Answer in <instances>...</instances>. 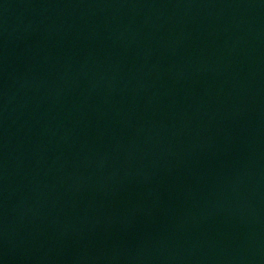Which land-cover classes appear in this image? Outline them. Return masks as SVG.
I'll return each mask as SVG.
<instances>
[{
  "label": "water",
  "instance_id": "water-1",
  "mask_svg": "<svg viewBox=\"0 0 264 264\" xmlns=\"http://www.w3.org/2000/svg\"><path fill=\"white\" fill-rule=\"evenodd\" d=\"M171 264H264V16L225 139Z\"/></svg>",
  "mask_w": 264,
  "mask_h": 264
}]
</instances>
